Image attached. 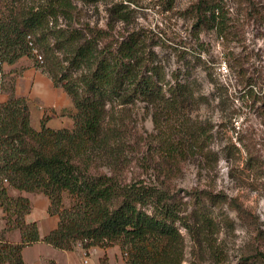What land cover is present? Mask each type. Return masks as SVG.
<instances>
[{"label":"trees","instance_id":"16d2710c","mask_svg":"<svg viewBox=\"0 0 264 264\" xmlns=\"http://www.w3.org/2000/svg\"><path fill=\"white\" fill-rule=\"evenodd\" d=\"M72 9V0H0V94L8 93L0 102V207L5 230L21 233L20 242L1 240L0 264H27L24 248L39 241L61 250H73L78 243L86 250L118 245L128 264H183L182 228L194 247L208 246L217 259L215 209L228 204L239 214L246 210L225 194L205 188L180 191L168 184L171 171L206 143L197 127L180 119L197 103L198 80L190 78L188 67L169 77L156 50L165 42L150 30L116 36L112 25L108 30L89 24L56 27L60 15L72 17ZM110 10L116 22L129 20L135 11L124 2ZM187 12L198 33L231 32L223 0H195ZM28 36L44 53L54 81L72 98L76 110L70 128L48 126L45 115L36 129L26 97L5 80V65L32 54ZM185 46L179 50L181 59L202 52ZM260 98L264 103V91ZM137 102L152 106L158 117L162 112L178 117L180 126L164 127L156 119L158 133L130 140L129 122L114 108ZM144 150L148 166L141 168L148 179L127 171ZM252 163L255 170L264 167ZM12 189L44 194L49 213L59 219L57 227L42 237L38 222L27 220L30 198L13 196ZM242 258L241 264H264L260 256Z\"/></svg>","mask_w":264,"mask_h":264},{"label":"rangeland","instance_id":"374dc122","mask_svg":"<svg viewBox=\"0 0 264 264\" xmlns=\"http://www.w3.org/2000/svg\"><path fill=\"white\" fill-rule=\"evenodd\" d=\"M193 1L102 0L87 3L72 0V17L60 15L55 26L66 28L89 24L108 30L112 25L116 36L140 28L150 30L165 42L156 50L166 64L169 77L173 72L189 68L190 78L199 82L197 103L180 119L191 127H197L200 135L206 136V143L202 148L190 151L186 159L171 171L168 184L180 191L205 188L225 194L229 199L238 201L246 213L239 214L228 204L215 209L213 214L218 221L214 235L219 248L217 259L208 246L194 247L190 236L182 228L186 238L183 264H241L242 257L250 254L264 259V167L259 171L252 166L254 161L264 166V103L260 98L264 91V0H223L232 26L227 35H221L216 30L198 33L193 27V18L187 12ZM119 2L135 9L129 20L116 22L117 17L112 18L110 8ZM185 44L202 48V52L197 57L189 52L185 54L186 59H181L183 53L179 50L187 48ZM58 54L61 59L64 58L62 52ZM4 71L8 74L5 80L15 84L16 94L26 97L33 126L40 127L45 115L55 127L73 126L71 114L76 109L72 98L60 83L54 81L45 62L38 61L31 54L15 64L5 65ZM249 82L254 83L253 87ZM7 98L8 93L0 94V102ZM114 109L116 114L129 122L130 140L139 134L158 133L156 119L164 127L180 126L181 122L168 113L162 112L158 117V111L144 102L116 105ZM139 156V162L135 159L127 171L148 179L141 166H148L149 156L145 155V150ZM10 193L20 195L13 189ZM29 195L33 201L30 218H40L41 224L48 228L53 222L45 217L50 213L42 193ZM65 204H70L67 197ZM55 218L59 222L58 217ZM81 248L84 254L80 256L78 251ZM87 251L78 243L67 254L84 263ZM59 260L64 264L62 258ZM125 262L127 255L121 250L110 249V253L101 257V264Z\"/></svg>","mask_w":264,"mask_h":264},{"label":"crops","instance_id":"0c3cea01","mask_svg":"<svg viewBox=\"0 0 264 264\" xmlns=\"http://www.w3.org/2000/svg\"><path fill=\"white\" fill-rule=\"evenodd\" d=\"M47 125L52 127V128H55V129L62 128L61 126L55 127L51 120H48ZM35 128L40 129L41 123H40V127H35ZM15 191H17L18 194H21V192H19L18 190H15ZM24 193H26V194L22 193V195H26V196L30 197V195H29L30 193H28V192H24ZM42 199L46 200L47 206L49 207V203H50L49 199L44 194H42ZM30 200H32V199H30ZM32 205H33V201H32ZM30 215H31V212H30V214H28L27 220L38 222L40 235L42 237L45 236L46 233L53 230V228L57 227V225H58V223H57L58 220L55 218V216H52L50 214L49 215L47 214L45 217L48 218L54 224L50 223V226H48V228L41 224L42 221L40 218H37V217L30 218ZM4 216H5V212H4L3 208L0 207V242L4 237L7 238L8 240H11L14 242H20L21 241V233L19 232V230H13V231H6L5 230L6 221H5ZM110 249H114L115 251L120 250L118 245L108 247L105 249L101 248L99 246H92L91 248L88 249L87 254H86V255H88L86 258L87 262L82 263L80 260H77L75 258L73 259V257L70 256V254H67V252L69 250H61V249L55 248L54 246H52L49 243H46L44 241H39L33 245L26 246L23 250V256H24V260L26 261L27 264H51L53 261L56 264H61L59 258H62L64 260V264H65V262H66V264H101V257L103 256L104 253H110ZM60 251H64L66 254L62 253ZM83 252H84V250L81 248L80 251H78V254H80V256H81L82 254H84ZM64 257H66V260ZM125 264H128V263L125 262Z\"/></svg>","mask_w":264,"mask_h":264},{"label":"built area","instance_id":"2783aa9c","mask_svg":"<svg viewBox=\"0 0 264 264\" xmlns=\"http://www.w3.org/2000/svg\"><path fill=\"white\" fill-rule=\"evenodd\" d=\"M29 38V45L31 47L32 54L35 55L38 59V61L43 62V55L40 54L38 48L35 46L34 41L32 40L31 36H28ZM226 69V65L223 66ZM87 262V260H86Z\"/></svg>","mask_w":264,"mask_h":264}]
</instances>
